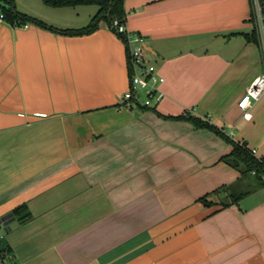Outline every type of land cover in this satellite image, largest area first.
I'll list each match as a JSON object with an SVG mask.
<instances>
[{"label": "crops", "instance_id": "crops-1", "mask_svg": "<svg viewBox=\"0 0 264 264\" xmlns=\"http://www.w3.org/2000/svg\"><path fill=\"white\" fill-rule=\"evenodd\" d=\"M1 5L53 29L0 22L7 264H264V187L223 160L230 142L184 118L264 157V96L250 120L238 105L264 70L247 38L257 33L250 0H124L128 30L165 78L155 109L119 107L130 68L106 20L60 33L99 11L80 21L65 8Z\"/></svg>", "mask_w": 264, "mask_h": 264}, {"label": "built area", "instance_id": "built-area-1", "mask_svg": "<svg viewBox=\"0 0 264 264\" xmlns=\"http://www.w3.org/2000/svg\"><path fill=\"white\" fill-rule=\"evenodd\" d=\"M253 16L255 19L260 48L264 60V0H250ZM5 20V14L0 13V22ZM115 34L122 36L129 48L130 59V86L122 95L119 107L133 109L145 108L155 109L163 101L165 94L161 89L165 78L159 74L157 66L150 62L146 56L144 39L137 33L128 30L127 25L119 19H114L111 25ZM264 95V70L250 84L246 93L243 95L238 105L244 112L243 117L247 120L252 118L250 108L252 104ZM233 133L229 134L232 136ZM251 154L259 160L263 157L258 156L257 149H249ZM252 175L256 176L254 170ZM264 182V171L261 175Z\"/></svg>", "mask_w": 264, "mask_h": 264}, {"label": "trees", "instance_id": "trees-1", "mask_svg": "<svg viewBox=\"0 0 264 264\" xmlns=\"http://www.w3.org/2000/svg\"><path fill=\"white\" fill-rule=\"evenodd\" d=\"M42 2L48 6L53 8H74L79 6H90L96 5L100 8L98 14L93 18L92 22L85 28L82 29H66L60 30V33L66 35H83L89 34L96 30L98 27V23L101 20H106L109 23L110 29L114 32L115 30L112 29L111 25L114 19H119L122 23H125L126 19V12L124 9V0H42ZM111 10L110 16H108V12ZM1 13L5 14V20L11 24L12 26H24L27 24H36L44 28L52 29V27L47 26L43 21L38 20L36 18L20 14L11 8L7 7V5H1ZM57 31V30H54ZM115 33V32H114ZM121 37L126 44L125 39ZM248 40L259 43V37L257 33L254 31L253 34L247 35ZM127 48V55H128V62L130 68V57H129V48L126 44ZM192 122L198 128H205L214 133L222 136L228 142L233 145V151L225 156L223 160L229 164L230 166L240 170L242 172V179H250L253 178L255 182L259 185L264 187V182L262 181L261 175L264 171V157L259 160L257 157L253 156L247 145L245 143H236L234 142L229 136H227L223 130L219 129L218 127L214 126L213 124L202 120L201 118L186 115L184 117ZM256 170L257 175H252V172ZM229 188V187H228ZM220 191V190H219ZM246 193H241L239 196L233 197V202L236 203L238 200L243 197ZM202 202L205 205H209L210 203L207 202L206 198H202ZM227 205V204H224ZM24 206L18 207L13 211V216H15L20 222L24 219L23 214ZM24 216V217H23ZM9 252L5 248V246L1 243L0 240V264H7Z\"/></svg>", "mask_w": 264, "mask_h": 264}, {"label": "rangeland", "instance_id": "rangeland-1", "mask_svg": "<svg viewBox=\"0 0 264 264\" xmlns=\"http://www.w3.org/2000/svg\"><path fill=\"white\" fill-rule=\"evenodd\" d=\"M25 3L31 5H37L39 9H45V10H51L52 12H59V11H53L55 9H48L46 5L41 0H24ZM99 7L96 5H90V6H80V7H74V8H65L63 12H69L71 16L76 17V13L80 14V21H86L88 20L89 16L92 15V13H96L99 11ZM264 96V95H263Z\"/></svg>", "mask_w": 264, "mask_h": 264}, {"label": "water", "instance_id": "water-1", "mask_svg": "<svg viewBox=\"0 0 264 264\" xmlns=\"http://www.w3.org/2000/svg\"><path fill=\"white\" fill-rule=\"evenodd\" d=\"M110 14H111V10H109V12H108V16H110Z\"/></svg>", "mask_w": 264, "mask_h": 264}]
</instances>
